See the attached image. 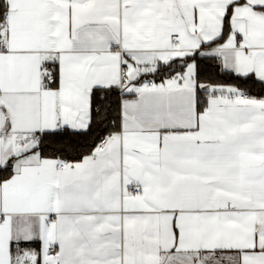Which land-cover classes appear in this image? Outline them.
<instances>
[{"label": "snow or ice", "instance_id": "6c2138e0", "mask_svg": "<svg viewBox=\"0 0 264 264\" xmlns=\"http://www.w3.org/2000/svg\"><path fill=\"white\" fill-rule=\"evenodd\" d=\"M0 264H264V0H0Z\"/></svg>", "mask_w": 264, "mask_h": 264}]
</instances>
